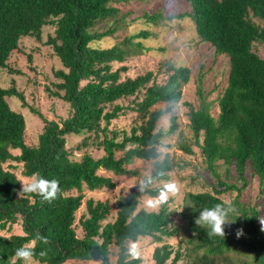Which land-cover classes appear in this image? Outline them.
Wrapping results in <instances>:
<instances>
[{"label":"trees","instance_id":"trees-1","mask_svg":"<svg viewBox=\"0 0 264 264\" xmlns=\"http://www.w3.org/2000/svg\"><path fill=\"white\" fill-rule=\"evenodd\" d=\"M186 1L189 7L182 13L164 17L160 12H144L143 16L153 24L161 18L191 19L199 38L208 42L216 54L228 57L229 70L226 85L217 97L216 117L211 114L212 101L203 90L200 71L198 106L187 103L191 142L199 148L215 181L209 190L186 194L181 209L184 221L176 224L167 202L158 210L138 205L142 195L158 196L163 187L154 182L170 177L174 164L168 153L161 158L157 147L165 131L156 129V124L162 115L169 114L166 132L177 129L173 106L180 101L182 87L190 79V68L165 61L163 71L168 75L162 83L156 81L151 70L122 79L126 66L113 68V63L148 49L138 39L148 38L150 32L139 30L109 47L94 46L92 43L109 36L117 27L94 30L99 21L118 13L112 0H0V68L8 66L7 60L18 49L22 37H34L50 46L61 68H52L56 81L44 84V90L69 107L65 118L48 119L26 102L14 80L9 87H0V229L9 230L20 222L22 230L17 234L0 233V264H27L15 257L21 246L33 248L32 260L40 264H112L113 253L114 264H139L141 258L129 254V243L147 236L155 242L180 236L186 243L185 247L179 244L173 248L168 242L156 246L152 254L155 264H179L184 259L186 263L180 264H264L259 210L241 199L252 177L258 178L260 188L264 184V57L253 50L254 43L264 44V0ZM46 25H51L53 31L42 41ZM26 57L28 62L33 60L31 53ZM8 70L20 74L19 70ZM132 95L130 109L140 122L132 125L129 133L109 130L110 121L124 109L116 101ZM7 96L17 97L21 107L43 122L35 145L25 142V114L11 109ZM109 104L112 107L107 109ZM155 105L162 106L153 108ZM82 133H93L94 143L103 150L100 157L90 153L82 154L78 160L70 157L66 136ZM89 139L90 135H85L82 146ZM178 149L194 153L185 142H180ZM12 150L19 153L13 154ZM134 159L151 161L152 168L142 176L141 185L149 177L152 182L143 190L132 188L120 195L113 220H107L112 212L109 200L87 198L85 212L76 222L84 188L93 191L115 187L111 177L98 171L138 176L137 169L127 168ZM8 161L21 163L25 177L57 180L60 191L56 198L49 202L35 194L20 196V179L4 167ZM223 194H234L230 202L237 213L229 219L236 220L225 226V236L209 237L207 227L196 225L195 220L203 208L226 201ZM240 228L244 235L237 238L236 230ZM182 229L190 232L187 237H182ZM37 233L49 243L35 240ZM111 246L116 247V252ZM41 251H47V255L41 257ZM236 251L243 257L231 255Z\"/></svg>","mask_w":264,"mask_h":264},{"label":"rangeland","instance_id":"rangeland-1","mask_svg":"<svg viewBox=\"0 0 264 264\" xmlns=\"http://www.w3.org/2000/svg\"><path fill=\"white\" fill-rule=\"evenodd\" d=\"M111 4L118 8V13L114 17L99 21L95 25L94 30L104 31L115 25L117 27L109 36L92 43L94 46L109 47L120 42L124 37L137 33L139 30H147L150 32L148 38L138 39L148 49H145L138 55L125 57L123 62L113 63V68L122 65L126 66L127 69L121 73L122 79L125 77H134L151 70L155 73L156 81L162 83L168 75L166 71H163L165 69V65H163L165 61H170L175 66H187L191 71L189 81L182 87L180 101L173 106V113L178 123L177 129L172 133L166 132L170 124L169 114L162 115L156 124V129L161 128L165 131L160 139L161 145L157 147L162 152L161 158L164 153H168L174 166L169 172L170 177L167 181H157L154 184L163 187L166 183L174 182L177 185L176 192L169 194L167 205L172 211L173 221L176 224H180L184 221L181 216V209L185 204L186 194L188 192L209 190V186L215 181V178L203 163L199 148L191 142L187 103L193 104L194 107L198 106L196 89L198 85V72L200 71L203 74V90L207 94V99L212 101L211 114L214 117L218 115L217 97L226 85L229 70L228 57L224 54H216L214 48L208 42L202 41L196 33L193 22L187 17L172 19L161 18L157 24H153L146 21L143 16L144 12H160L164 17L182 13L189 7L186 0H112ZM52 31L53 27L51 25L44 26L42 41ZM253 50L261 57H264V44L254 43ZM27 53L33 55L31 62L27 60ZM7 63L8 66L6 68H0V87H9L11 81L14 80L16 88L23 92L26 102L40 110L46 118L58 120L68 115L69 107L67 103L57 97H49L44 90V84L56 81L52 75V68H61L50 46L44 45L34 37H22L18 49L12 52ZM8 68L19 70L20 74L10 72ZM141 95L142 92L138 95L137 99H140ZM6 99L11 109L24 112V118L27 124L25 142L28 145H35L43 122L35 114L30 112L29 109L21 107L17 97L7 96ZM133 99L134 95L116 101L124 109L116 118L110 121L108 125L109 130L126 131L129 133L130 127L140 122L137 113L133 109H130L133 105ZM161 106L155 105L153 108ZM111 107L112 105L110 104L106 106L107 109ZM101 125H104V121H101ZM85 135H90V139L86 146H82V138ZM180 142L189 144L194 153L186 154L178 149ZM77 146H80V148H77ZM66 147L71 151L70 157L74 160L80 159L84 153H90L95 158L103 154L102 148L94 143L93 133H82L80 135L68 134L66 136ZM12 152L13 154L19 153L18 150H12ZM116 154L120 155L121 152H117ZM4 167L9 168L17 175L20 179L21 188V180H30L32 178L25 177L21 174V163L8 161L4 164ZM127 168L137 169L139 175L117 176L109 171H98L100 174L111 177L115 182V187L113 189L102 188L93 191L84 188L82 204L76 211V222L81 213L85 212V200L89 197L96 200H109L112 206V212L107 220L114 219L116 212L115 202L118 197L125 195L132 188L140 189L141 178L149 174L152 163L151 161L134 159L133 162L127 165ZM233 196L234 194L221 195L226 201H230ZM153 198L155 197H149L147 195L140 196L138 208L158 210L160 205L155 208L147 207L146 202ZM241 199L243 202L257 207L259 210L258 225L261 226L260 219H264V184L260 188L258 178L252 177L251 184L242 193ZM19 223L17 222L11 225L9 230L0 229V233L5 235L22 233ZM79 231V226L76 224V232L78 235H80ZM189 233L182 229V237H187ZM162 242L170 243L173 248L179 244L183 247L186 245L180 236L166 237ZM162 242H155L152 237L147 236L139 238L136 242H130L129 246L136 245L139 252L138 257L141 258L139 264H155L152 257L153 250L156 246L161 245ZM110 248L113 252H116L115 246H111ZM231 255L234 257H243L237 251L232 252ZM115 258L114 253L110 254L112 264L115 263ZM94 263L98 264V262ZM180 263H186V260L179 261ZM30 264L40 263L31 260ZM166 264H169V261Z\"/></svg>","mask_w":264,"mask_h":264},{"label":"clouds","instance_id":"clouds-1","mask_svg":"<svg viewBox=\"0 0 264 264\" xmlns=\"http://www.w3.org/2000/svg\"><path fill=\"white\" fill-rule=\"evenodd\" d=\"M22 189L19 195H31L35 194L42 197L43 200L51 202L52 199L56 198L57 193L60 191L59 184L57 180H47L40 176H33L30 180H21ZM151 178L149 177L145 183L141 185V190L150 184ZM177 190V185L174 182L166 183L163 188L159 191L157 197L149 199L146 204L149 208H155L163 203H166L169 199L170 193H175ZM237 213V208L230 201H222L216 203L214 206L208 208H203L199 216L196 218L195 223L198 226L207 227V235L212 236H225V226L231 225L236 219H229L233 214ZM261 230L264 231V219H260ZM244 235V230L242 228L236 230L237 238ZM35 240H40L44 244H48L49 241L46 237L41 236L39 233L36 234ZM35 241H33L34 243ZM34 249L28 246H21L15 252V257L24 260L27 264H30L33 256ZM129 254L131 256L138 257L139 252L135 244L129 248ZM41 257L47 255V251H41L39 254ZM15 264V261H13Z\"/></svg>","mask_w":264,"mask_h":264}]
</instances>
